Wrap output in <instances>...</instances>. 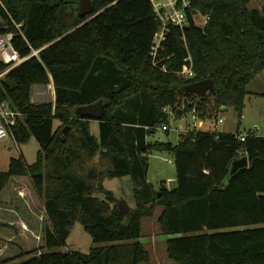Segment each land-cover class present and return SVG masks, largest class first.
<instances>
[{
	"label": "trees",
	"instance_id": "obj_1",
	"mask_svg": "<svg viewBox=\"0 0 264 264\" xmlns=\"http://www.w3.org/2000/svg\"><path fill=\"white\" fill-rule=\"evenodd\" d=\"M251 1L192 0L210 19L198 26L191 16L184 30L172 27L156 66L150 49L160 21L150 0H92L95 9L86 15L75 14L71 0H0L8 22L3 5L23 22L25 36L11 26L21 54L30 52L29 44L45 46L41 59L33 56L8 72L16 88L0 83V98L23 113L13 126L16 140L34 136L41 145L33 163L12 157L8 170L0 171V227L17 222L2 203L15 181H30L46 213L43 242L23 250L26 259L3 264L148 263L139 238L152 203L163 207L158 221L171 235L167 253L178 264H264V135L252 132L241 140L240 131L194 129L178 143L147 139L168 123L164 109L177 111L185 100L200 120L217 121L228 107L242 115L247 84L264 70V3L250 7ZM191 62L194 76L177 74ZM6 67L0 60V72ZM206 78L214 82L208 93L186 92L188 84ZM51 82L55 100L32 102V86ZM100 99L101 118L74 113ZM56 119L62 121L58 128ZM91 120L98 122L99 136L91 132ZM67 126L80 132L78 144L88 156L100 151L111 158L110 178L131 177L136 206L128 213L111 190L75 171L77 142L64 132ZM155 150L174 154V187L155 190L148 182L146 154ZM244 155L249 165L230 175L231 162ZM76 220L100 245L89 252L53 250L66 244Z\"/></svg>",
	"mask_w": 264,
	"mask_h": 264
},
{
	"label": "rangeland",
	"instance_id": "obj_2",
	"mask_svg": "<svg viewBox=\"0 0 264 264\" xmlns=\"http://www.w3.org/2000/svg\"><path fill=\"white\" fill-rule=\"evenodd\" d=\"M72 8L75 14L80 11V0H71ZM264 0H252L250 7L262 8ZM198 26H203V20L198 16ZM248 94L245 98L242 115L234 107H228L221 111L218 117L224 118L223 122L214 120H204L198 122L190 111H184L181 114L170 113L168 124L170 130H164L160 127L148 136L149 142H172L178 143L182 134L188 130L194 129H219L220 131H251L255 127V133L264 135V70L258 73L255 78L247 84ZM32 102L43 103L55 100V88L51 82L47 85L35 84L32 86ZM191 99V98H190ZM176 112V110H175ZM23 115L20 116L22 118ZM199 123V124H198ZM203 126L198 127V125ZM62 125V121L55 120V128ZM66 132H72L77 142V154L73 158V167L75 171L83 178H87L98 187L103 184L114 194L119 202H126L130 208L136 206L134 197V185L129 175L123 177L110 178L107 175L111 168V158L106 157L98 151L94 156H88L78 144L80 132L77 129L67 126ZM64 128V129H65ZM63 129V130H64ZM90 129L93 134L99 136V125L96 120H91ZM41 145L39 141L32 136L27 142H18L15 138H6L0 141V171H7L12 157L23 155L28 163H33L38 154ZM149 159V169L147 174L148 182L152 184L153 189L160 190L165 184L171 188L176 185V165L174 154L168 151H150L146 154ZM171 160V162H169ZM96 187V188H97ZM98 189V188H97ZM94 195L104 197L99 191ZM7 205L8 212L12 219H17L12 228L0 227V264L7 261H20L27 257L22 255L23 250L36 246L43 242L44 225L46 223V213L43 206V200L36 194L30 181H15L7 187L3 195V201ZM113 206V203H110ZM153 211L145 216L142 221V236L139 238L144 243L150 253V261L142 264H178L175 260L169 258L167 253V239L171 237L163 233L159 224V216L163 207L152 203ZM26 223H25V222ZM134 241V240H131ZM105 244V243H103ZM97 245L92 240L91 234L85 230L83 223L76 220L71 228V233L64 246L54 248L57 251L79 250L89 252ZM45 251V249H43Z\"/></svg>",
	"mask_w": 264,
	"mask_h": 264
},
{
	"label": "built area",
	"instance_id": "obj_3",
	"mask_svg": "<svg viewBox=\"0 0 264 264\" xmlns=\"http://www.w3.org/2000/svg\"><path fill=\"white\" fill-rule=\"evenodd\" d=\"M153 8V12L156 15L157 19L160 21V27L155 32L150 54L153 59V63L156 66H159L160 59L158 55L161 50L165 49L164 41L167 39V35L172 29V27H180L184 30L186 26L190 24L191 16L194 19L196 25L198 22V16L203 20V26L210 19L209 15L203 14L200 10L193 6L192 0H150ZM3 9L6 14L10 17V22L4 17L0 12V60L6 64V68L0 72V83L3 78L7 76L8 72L12 69L20 66L27 59L36 56L41 59L40 53L45 48H35L29 44L30 52L27 55H22L21 51L14 45V31H12L11 26H15L18 31L25 36L22 27L23 22L16 21L7 8L3 5ZM186 60H191L189 56ZM177 74L184 77H192L195 75L192 62L189 67H186L182 70L177 71ZM180 109L184 111H190L193 117L197 120V111L196 107L190 108V101H183ZM169 114H176L175 108L166 107L164 109ZM23 115L21 111L13 108L9 101L3 100L0 98V141L9 137L15 138L13 131V126L17 123L20 116ZM224 118L222 116L218 117L217 122H223ZM158 127L164 130H170L168 123L159 125ZM258 127H255L253 130L245 131L239 134L241 140H245L249 133L255 132ZM171 162V160H169Z\"/></svg>",
	"mask_w": 264,
	"mask_h": 264
},
{
	"label": "water",
	"instance_id": "obj_4",
	"mask_svg": "<svg viewBox=\"0 0 264 264\" xmlns=\"http://www.w3.org/2000/svg\"><path fill=\"white\" fill-rule=\"evenodd\" d=\"M80 2L81 3H80L79 12L81 15L90 14L94 11L95 7H94L92 0H80ZM2 81L6 83L7 85H9L12 89L16 88L18 85L16 81L10 79L8 76L4 77ZM213 86H214V82L212 78H206V79L198 80V81L188 84L185 87V90L186 92L195 93L199 96H203L206 93H208L213 88ZM74 113L78 116L92 115L97 118H101L104 115L103 100L100 99L91 104L78 106L77 108H75ZM176 113L181 114L183 113V110L179 108L177 109ZM66 129L67 128H65L64 131H66ZM248 165H249V158L247 155L235 158L231 162L230 175H233L239 169L243 167H247ZM119 207L124 213H128L130 210V207L124 201L119 203Z\"/></svg>",
	"mask_w": 264,
	"mask_h": 264
},
{
	"label": "crops",
	"instance_id": "obj_5",
	"mask_svg": "<svg viewBox=\"0 0 264 264\" xmlns=\"http://www.w3.org/2000/svg\"><path fill=\"white\" fill-rule=\"evenodd\" d=\"M200 121L203 122V124L205 125V121H204V120H200V119H198V122H200ZM198 124H199V123H198ZM198 124H197V125H198ZM204 125H203V126H204ZM203 126L198 125V127H201V128H202ZM202 130H210V131H213L212 129H205V128H202ZM214 130H219V129L216 128V129H214ZM221 131H222V130H221ZM223 131H224V130H223ZM227 132H231V131H227Z\"/></svg>",
	"mask_w": 264,
	"mask_h": 264
}]
</instances>
